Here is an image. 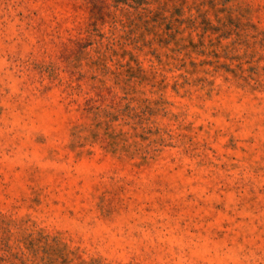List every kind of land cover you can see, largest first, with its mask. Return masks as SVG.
I'll return each mask as SVG.
<instances>
[{
  "label": "rangeland",
  "instance_id": "374dc122",
  "mask_svg": "<svg viewBox=\"0 0 264 264\" xmlns=\"http://www.w3.org/2000/svg\"><path fill=\"white\" fill-rule=\"evenodd\" d=\"M0 264H264V0H0Z\"/></svg>",
  "mask_w": 264,
  "mask_h": 264
}]
</instances>
